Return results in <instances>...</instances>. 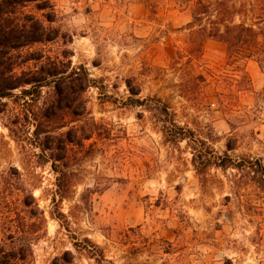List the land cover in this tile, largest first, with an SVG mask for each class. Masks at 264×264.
<instances>
[{
    "label": "rangeland",
    "instance_id": "374dc122",
    "mask_svg": "<svg viewBox=\"0 0 264 264\" xmlns=\"http://www.w3.org/2000/svg\"><path fill=\"white\" fill-rule=\"evenodd\" d=\"M52 2V24L20 9L59 32L23 53L91 85L68 89L70 108L53 84L0 99V262L27 245L24 264H91L74 247L87 238L114 264H264V64L212 39L192 55L176 0Z\"/></svg>",
    "mask_w": 264,
    "mask_h": 264
},
{
    "label": "trees",
    "instance_id": "16d2710c",
    "mask_svg": "<svg viewBox=\"0 0 264 264\" xmlns=\"http://www.w3.org/2000/svg\"><path fill=\"white\" fill-rule=\"evenodd\" d=\"M181 7L189 10L191 21L187 24L190 30L189 52L197 56L208 39L221 42L226 47V57L230 62L256 59L264 64V0H176ZM34 4L37 11H47L41 17L48 24L55 19L52 0H0V99L6 98L13 90H21L23 96H31V89L40 90L44 86L53 87L59 102L70 108V97L67 93L71 87L85 92L91 85L87 72L82 66L73 68L69 62L58 57L52 58L41 53H23L24 49L36 44L55 41L59 32L51 26H45L36 15H24L20 9L25 4ZM36 71L22 70L31 61L41 62ZM79 69V70H78ZM241 74L239 87L246 90L249 85L247 75L236 67ZM76 83V84H74ZM29 86L30 90L24 88ZM68 86V87H67ZM65 87V88H63ZM66 89V90H64ZM162 111L166 112L163 106ZM171 141L185 139V134L170 135ZM193 144H196L192 140ZM206 152L209 147L199 141ZM193 150L191 163L198 175H203L210 165L209 159L201 151ZM238 167V164L233 165ZM222 167V166H220ZM61 197V196H60ZM29 245V244H28ZM27 245H21L18 252L10 257L18 259L20 264L26 262ZM76 250L85 253L91 264H114L106 260L103 250L85 238L83 245L75 243ZM29 248V246H28ZM0 264H10L9 256ZM73 256L69 252L63 254L64 264H73Z\"/></svg>",
    "mask_w": 264,
    "mask_h": 264
}]
</instances>
